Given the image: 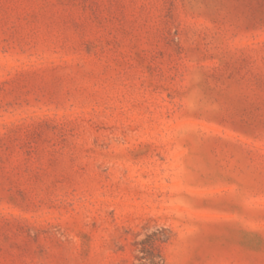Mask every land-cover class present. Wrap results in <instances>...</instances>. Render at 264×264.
Listing matches in <instances>:
<instances>
[{
  "label": "rangeland",
  "instance_id": "1",
  "mask_svg": "<svg viewBox=\"0 0 264 264\" xmlns=\"http://www.w3.org/2000/svg\"><path fill=\"white\" fill-rule=\"evenodd\" d=\"M0 264H264V0H0Z\"/></svg>",
  "mask_w": 264,
  "mask_h": 264
}]
</instances>
